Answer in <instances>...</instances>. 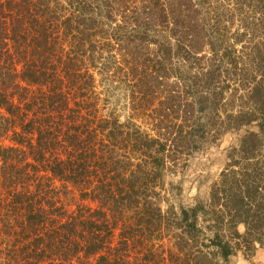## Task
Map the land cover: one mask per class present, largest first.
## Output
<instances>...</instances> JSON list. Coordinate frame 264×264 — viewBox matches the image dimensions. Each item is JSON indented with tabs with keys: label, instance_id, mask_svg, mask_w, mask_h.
Wrapping results in <instances>:
<instances>
[{
	"label": "trees",
	"instance_id": "trees-1",
	"mask_svg": "<svg viewBox=\"0 0 264 264\" xmlns=\"http://www.w3.org/2000/svg\"><path fill=\"white\" fill-rule=\"evenodd\" d=\"M111 89L148 128L100 113ZM227 134L209 200L164 209L167 172ZM256 244L264 0H0L5 264H226Z\"/></svg>",
	"mask_w": 264,
	"mask_h": 264
},
{
	"label": "rangeland",
	"instance_id": "rangeland-1",
	"mask_svg": "<svg viewBox=\"0 0 264 264\" xmlns=\"http://www.w3.org/2000/svg\"><path fill=\"white\" fill-rule=\"evenodd\" d=\"M234 30V27L232 28ZM97 83L102 79V76L96 74ZM100 86V85H99ZM104 86H100L98 91H102ZM109 98L108 106L103 110L104 99ZM98 109L103 115L114 113V116H119L121 121H124L129 116H132L135 121L148 128L145 118L140 115V112H135L132 109L130 98L124 95L120 89L109 90L108 95H101ZM236 134H227L217 143L206 146L202 151L195 153L189 157L184 167H179L173 173L167 172L165 182L170 183L167 186V192L164 201L161 203L164 209L168 206H173L177 210L182 207H190L197 201L207 202L209 200L210 189L212 184L219 178L220 172L223 170L227 161V151L229 147L236 143ZM57 200L67 210H75L81 203L78 192L74 190L66 191L60 189ZM235 227L239 234L245 230L239 218H235ZM7 251L4 247L0 248V264H5L7 259ZM226 264H264V244H256V251L252 257H246L241 251L235 256H232Z\"/></svg>",
	"mask_w": 264,
	"mask_h": 264
}]
</instances>
